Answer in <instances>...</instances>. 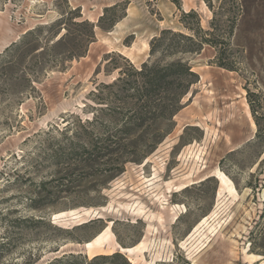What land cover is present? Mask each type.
Listing matches in <instances>:
<instances>
[{
	"label": "rangeland",
	"instance_id": "obj_1",
	"mask_svg": "<svg viewBox=\"0 0 264 264\" xmlns=\"http://www.w3.org/2000/svg\"><path fill=\"white\" fill-rule=\"evenodd\" d=\"M237 2L0 0V264H264V0ZM190 9L227 42L145 96Z\"/></svg>",
	"mask_w": 264,
	"mask_h": 264
},
{
	"label": "trees",
	"instance_id": "obj_2",
	"mask_svg": "<svg viewBox=\"0 0 264 264\" xmlns=\"http://www.w3.org/2000/svg\"><path fill=\"white\" fill-rule=\"evenodd\" d=\"M180 9V0H171ZM236 8H239L237 0H235ZM107 10V8L105 9ZM192 17L194 25L189 24L186 19ZM181 22L190 32L183 33L172 29H162L159 35L152 37L150 42V53L154 54L156 48L163 46L161 49L164 55L173 57L169 61L162 62L155 60L151 63L143 62L139 69L131 68L132 73L141 78L140 90L146 96L159 88H165L172 94L174 100L179 99L181 95L186 93L189 86L196 81L197 74L192 71L188 63L187 57L192 53H199L204 44H208L217 48L227 42V39L217 37L214 26V18L210 22L211 29H202L200 26V17L194 9L181 13ZM234 18L232 19V21ZM231 22V26L232 27ZM161 51V53H162ZM160 52V51H158ZM223 64V63H220ZM124 72L119 71L122 75ZM123 77L119 76L118 80L123 81ZM130 83V81H126ZM139 91V90H137ZM99 100H103L100 98ZM98 103H107L99 102ZM107 106V105H106ZM95 113H93L94 115Z\"/></svg>",
	"mask_w": 264,
	"mask_h": 264
},
{
	"label": "bare ground",
	"instance_id": "obj_3",
	"mask_svg": "<svg viewBox=\"0 0 264 264\" xmlns=\"http://www.w3.org/2000/svg\"><path fill=\"white\" fill-rule=\"evenodd\" d=\"M254 125V124H253ZM216 170V169H215ZM214 177H218L220 180H221V182H222V184H225L227 181H228V179H227V177L224 175V173L223 172H221V170H219V169H217L213 174H212ZM228 189H229V191H231V190H234L233 189V186L232 185H228V187H227ZM100 233V232H99ZM96 236V235H95ZM97 237V236H96ZM97 241H98V239H96ZM91 241V240H90ZM130 247V246H129ZM132 247V246H131ZM143 247V246H142ZM127 249V248H126ZM131 249V248H130Z\"/></svg>",
	"mask_w": 264,
	"mask_h": 264
}]
</instances>
